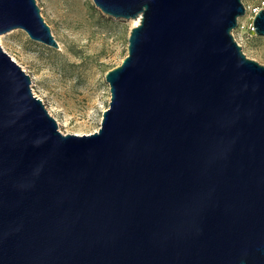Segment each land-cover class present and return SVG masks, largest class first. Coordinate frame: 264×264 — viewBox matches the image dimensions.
Listing matches in <instances>:
<instances>
[{
  "label": "water",
  "instance_id": "1",
  "mask_svg": "<svg viewBox=\"0 0 264 264\" xmlns=\"http://www.w3.org/2000/svg\"><path fill=\"white\" fill-rule=\"evenodd\" d=\"M93 2L140 20L92 132H62L0 45V264H264V64L232 34L245 5ZM15 27L58 47L36 0H0V33Z\"/></svg>",
  "mask_w": 264,
  "mask_h": 264
},
{
  "label": "rangeland",
  "instance_id": "2",
  "mask_svg": "<svg viewBox=\"0 0 264 264\" xmlns=\"http://www.w3.org/2000/svg\"><path fill=\"white\" fill-rule=\"evenodd\" d=\"M241 1L246 11L232 34L248 57L264 64V36L252 27L253 8H264V0ZM36 3L58 47L34 40L18 27L0 33V45L29 74L31 88L51 108L62 132H92L109 102L104 72L125 56L132 24L105 14L93 0Z\"/></svg>",
  "mask_w": 264,
  "mask_h": 264
},
{
  "label": "bare ground",
  "instance_id": "3",
  "mask_svg": "<svg viewBox=\"0 0 264 264\" xmlns=\"http://www.w3.org/2000/svg\"><path fill=\"white\" fill-rule=\"evenodd\" d=\"M128 20L131 22L132 25H135V24H137V23L139 22V20H140V16L130 17V18H128ZM59 47H60V44H59ZM31 82H32V81H31ZM31 84H32V83H31ZM32 90H33V93H34L36 96H38V97L43 101V97L40 96L39 94H37V93L34 91L33 87H32ZM45 106H46L48 112H49L50 114H52V115L56 118V116L52 113L51 108H49V106H48L47 104H45ZM56 119H57V118H56ZM57 121H58V120H57Z\"/></svg>",
  "mask_w": 264,
  "mask_h": 264
},
{
  "label": "built area",
  "instance_id": "4",
  "mask_svg": "<svg viewBox=\"0 0 264 264\" xmlns=\"http://www.w3.org/2000/svg\"><path fill=\"white\" fill-rule=\"evenodd\" d=\"M262 7H264V1H262V5H261ZM260 7L259 6H257V7H254L253 8V14L256 12V10L257 9H259Z\"/></svg>",
  "mask_w": 264,
  "mask_h": 264
}]
</instances>
